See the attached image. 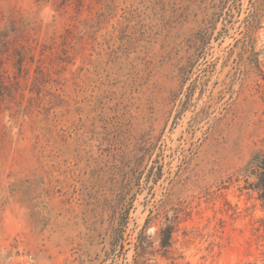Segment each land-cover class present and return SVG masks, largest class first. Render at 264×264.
Wrapping results in <instances>:
<instances>
[{
	"label": "rangeland",
	"instance_id": "1",
	"mask_svg": "<svg viewBox=\"0 0 264 264\" xmlns=\"http://www.w3.org/2000/svg\"><path fill=\"white\" fill-rule=\"evenodd\" d=\"M264 0H0V264H264Z\"/></svg>",
	"mask_w": 264,
	"mask_h": 264
},
{
	"label": "trees",
	"instance_id": "2",
	"mask_svg": "<svg viewBox=\"0 0 264 264\" xmlns=\"http://www.w3.org/2000/svg\"><path fill=\"white\" fill-rule=\"evenodd\" d=\"M248 188L264 199V148L256 151L241 170Z\"/></svg>",
	"mask_w": 264,
	"mask_h": 264
}]
</instances>
